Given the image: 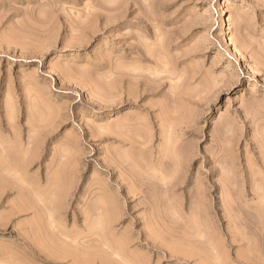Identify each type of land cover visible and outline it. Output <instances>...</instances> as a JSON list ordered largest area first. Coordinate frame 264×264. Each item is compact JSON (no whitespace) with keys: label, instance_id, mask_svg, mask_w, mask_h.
<instances>
[{"label":"rangeland","instance_id":"1","mask_svg":"<svg viewBox=\"0 0 264 264\" xmlns=\"http://www.w3.org/2000/svg\"><path fill=\"white\" fill-rule=\"evenodd\" d=\"M0 168V264H264V0H0Z\"/></svg>","mask_w":264,"mask_h":264},{"label":"bare ground","instance_id":"2","mask_svg":"<svg viewBox=\"0 0 264 264\" xmlns=\"http://www.w3.org/2000/svg\"><path fill=\"white\" fill-rule=\"evenodd\" d=\"M211 9H213V7H211ZM229 30H230V28H229ZM229 41L231 42V45L234 47V50H233V51L236 52V53L239 52V50H238L237 47L235 46L236 44L233 43L232 38H230ZM234 44H235V45H234ZM252 68H253V67H252ZM2 166H3V164H2ZM2 166H1V167H2ZM2 168H3V167H2ZM0 169H1V168H0ZM3 169H4V168H3ZM27 169H28V168H27ZM4 170H5V169H4ZM4 170H3V171H4ZM6 170H8V169L6 168ZM0 171H2V169H1ZM5 172H6V171H5ZM1 173H2V172H1ZM6 173H7V172H6ZM19 173H20V172H19ZM2 174H4V173H2ZM2 174H1V175H2ZM18 175L20 176L21 173L18 174ZM4 176H5V175H4ZM4 176H0L1 179H2ZM21 177H22V175H21ZM18 178H19V177H18ZM6 179H7V178H6ZM2 180H4V179H2ZM2 180H0V181H2ZM17 180H18V179H17ZM124 180H125V179H124ZM131 180H132V179H131ZM6 181H7V180H6ZM18 181H19V180H18ZM4 182H5V181H4ZM130 182H131V181H130ZM134 182H135V181H134ZM2 183H3V181H2ZM21 183H22V181H21ZM24 183H25V182H24ZM24 183H23V184H24ZM3 184H4V183H3ZM205 185H206V184H205ZM222 185H223V184H222ZM0 186H1V184H0ZM202 186H204V185L202 184ZM206 187H207V186H205L204 188H206ZM256 187H257V186H256ZM202 189H203V187H202ZM206 189H207V188H206ZM20 190H21V189H20ZM207 190H208V189H207ZM207 190H205V191L202 192V191H201V188H200V191H201V194H202V195H201V194L199 193V195H201V198H200V201H199V202H200V205H199V206H200V207H199L200 213H199V211H197V212L199 213V220H203V221L206 220V222H207V223L204 222V224H205L206 226H205V227H202V228L206 229L207 227H209L208 229H210V230L212 231L213 228H212L211 226H213V223H212V225H211V223L209 222V224L211 225V226H209V225H208V221H209V220H213V218H214V220H215V217H213V213L210 212V211H212L211 209H212L213 207L210 206L211 202H210V201H209L210 203L208 202L207 194H206V193H208ZM1 191H2V189H1ZM257 191H258V190H256L255 193H256ZM4 192H5V191H4ZM128 192H129V191H128ZM129 193H130V192H129ZM137 194H138V193H137ZM137 194H136V195H137ZM228 195L230 196V194H228ZM256 195H257V194H256ZM261 195H263V194H261ZM261 195H260V196H261ZM134 196H135V195H134ZM134 196H133V197H134ZM137 196H138V195H137ZM137 196H136V197H137ZM260 196H259V197H260ZM48 197H49V196H48ZM50 197H51V195H50ZM230 197H231V196H230ZM230 197H229V198H230ZM259 197H258V198H259ZM263 197H264V195H263ZM260 198H261V197H260ZM260 198H259V199H260ZM198 199H199V198H198ZM49 200H50V199H49ZM49 200H48V198H47V201H49ZM230 200H231V198H230ZM261 200L263 201V198L260 199L259 201H261ZM23 201H24V200H23ZM45 201H46V200H45ZM231 201H232V200H231ZM262 201H261V202H262ZM25 202H26V201H25ZM199 202H198V203H199ZM232 202H233V201H232ZM41 203H44V202L42 201ZM45 203H46V202H45ZM49 203H50V201H49ZM52 203H53V202H52ZM260 204H261V203H260ZM52 205H53V204H52ZM24 206H25V205H24ZM259 206H260V205H259ZM259 206H258V208H259ZM29 207H30V206H29ZM31 207H32V206H31ZM49 207H50V205H49ZM49 207H48V208H49ZM211 207H212V208H211ZM261 207H262V206H261ZM261 207H260V208H261ZM45 208H46V206H45ZM50 208H52V206H51ZM262 208L264 209V201H263V207H262ZM46 210H47V209H46ZM51 210H52V209H51ZM261 210H262V209H261ZM49 211H50V210H49ZM52 211H53V210H52ZM106 211H107V210H106ZM111 211H112V210H111ZM111 211H110V213H111ZM20 212H21V211H20ZM47 212H48V211H47ZM61 212H62V211H61ZM213 212H214V211H213ZM258 212H259V211H258ZM262 212H264V211H262ZM12 213H13V212H12ZM21 213H22V212H21ZM198 213H197L196 216H198ZM46 214H47V213H46ZM260 214H262V213L260 212ZM48 216H49L48 219L50 218V220H54V211H53V212L50 211ZM214 216H215V215H214ZM107 218H108V217H107ZM257 218H259V217H257ZM97 219H98V218H97ZM117 219H118V218H117ZM117 219H116V220H117ZM50 220H49V221H50ZM207 220H208V221H207ZM108 221H109V220H108ZM35 223H36V222H35ZM52 223H53V222H52ZM52 223H50V224H51V226H52V228H53L55 224H52ZM204 224H201V226L204 225ZM34 225H35V224H34ZM36 225H37V223H36ZM109 225H110V223H109ZM207 225H208V226H207ZM39 227H40V230H43V229H41V226H39ZM109 227H110V226H109ZM210 227H211L212 229H211ZM33 228H34L35 231H37V229H38V228L36 229V227H34V226H33ZM31 229H32V228H31ZM45 229H46V228H45ZM50 229H51V227H50ZM108 229H109V228H108ZM208 229H207V231H208ZM38 230H39V229H38ZM202 230H203V229H202ZM202 230H201V231H202ZM210 230H209V232H211ZM32 231H33V229H32ZM51 231H52V229H51ZM199 231H200V230H199ZM201 231H200V233H201V234H204L203 237H201V238L205 240V238H206V236H207L206 233H208V232L205 231V232L203 233V232H201ZM33 232H34V231H33ZM37 232H40V231H37ZM213 232H214V231H212V235H214ZM48 234H49V233H48ZM201 234H200V235H201ZM23 235H24V234H23ZM29 235H30V234H29ZM209 235H211V234H209ZM27 236H28V235H27ZM148 236L150 237L151 235H148ZM34 237H36V236L34 235ZM49 237H50V236H48V238H49ZM155 237H157V236L155 235ZM155 237L152 236V238H155ZM207 237H208V236H207ZM50 238H51V237H50ZM50 238H49V239H50ZM52 238H53V237H52ZM52 238H51V241L54 240V238H53V239H52ZM57 238H58V237H57ZM59 238H60V237H59ZM213 238H214V236H213ZM30 239H31V237H30ZM49 239H48V240H49ZM60 239H62V238H60ZM60 239H58V240H60ZM149 239H151V238H149ZM210 239L212 240V237H211ZM28 240H29V239H28ZM31 240H32V239H31ZM36 240H37V239H36ZM42 240L45 242L46 239H45V240L42 239ZM42 240H41V241H42ZM58 240H57V239H56V241L54 240L55 243H53L54 241H53L52 243H51V241H48V244H49V245H53V247L56 246V248L58 249V246H60V244H59L60 242H57ZM38 241H40V240H38ZM41 241H40V242H41ZM75 241H76V240H75ZM154 241H157V240L155 239ZM208 241H209V242H208ZM212 241H215V238H214V240H212ZM32 242H33V240H32ZM49 242H50V243H49ZM56 242H57V245L59 244L58 246L56 245ZM61 242L63 243V244H62V249H61V248L58 249V251H59V250H61V251H60V252L56 251V250H57L56 248H55V249H56L55 251H56L58 254L60 253V254L62 255V256H60V257H62V258H55V259H62V260H63V258H64V260H66V259L69 260V259L72 258V257H70V258H68V257H69V256H72V253H71V251H69L70 249L67 250L66 248L63 247V246H66V247H67V246H68V242H67L66 240H64V239H62ZM202 242H203V243H205V242L210 243V240H209V238H208V240H207V238H206L205 242H204V241H201V243H202ZM218 242H219V241H218ZM34 243H35V242H34ZM38 243H39V242H38ZM41 243H42V242H41ZM41 243H40V245H41ZM46 243H47V240H46ZM46 243L43 244L44 246L42 245L43 248H44V247H45V248H46V247H49V245L46 244ZM155 243H156V242H155ZM201 243H200V244H201ZM203 243H202V245H203ZM214 243H215V242H214ZM45 244H46L47 246H45ZM73 244H74V243H73ZM73 244H72V245H73ZM77 244H78V243H76V244L73 245V246H74V247H77V246L80 247L79 244H78V245H77ZM206 244H207V243H206ZM219 244H220V243H219ZM219 244H218V245H219ZM32 245H33V243H32ZM34 245H35V244H34ZM34 245H33V246H34ZM54 245H55V246H54ZM76 245H77V246H76ZM80 245H81V244H80ZM103 245H105V243H104ZM210 245H211L210 247H212V242H211ZM213 245H214V246L212 247V250L217 252V250H215V249L218 248V247H217V244H216V245L213 244ZM27 246H28V245H27ZM106 246H107V245H106ZM109 246H110V245H109ZM203 246H204V245H203ZM206 246H207V245H206ZM206 246H205V248H206ZM208 246H209V244H208ZM40 247H41V246H40ZM42 247H41V249H43ZM51 247H52V246L49 247V248H50V249H49L50 251H47L48 248H46V249L44 248V249H45L48 253L52 251L51 253H52V254H55V252H54V250H53L54 248L51 249ZM69 247H71V243L69 244ZM102 247H103V246H102ZM27 248H29V246H28ZM30 248H31V247H30ZM63 248H64L65 250H63ZM87 248H88V247H87ZM91 248H92V247H91ZM124 248H125V247H124ZM213 248H215V249H213ZM44 249H43V250H44ZM71 249H72V248H71ZM78 249H79V248H78ZM81 249H82V248H81ZM84 249H85V248H84ZM88 249H90V248H88ZM93 249H95V248H93ZM93 249H90V251H93ZM120 249H121V248H120ZM76 250H77V248H76ZM116 250H117V249H115V252H116ZM118 250H119V249H118ZM118 250H117V251H118ZM202 250L206 253V250L201 249V251H202ZM212 250H211V251H212ZM86 251H87V249H86ZM112 251L114 252V250H112ZM207 251H208V253H209V252H210V249H208ZM213 251H212V252H213ZM40 252H41V250H40ZM43 252H44V251H42V253H43ZM53 252H54V253H53ZM61 252H62V253H61ZM72 252H73V251H72ZM35 253H36V252H35ZM198 253H199V252H198ZM208 253H207V255H208ZM214 253H215V252L211 253V255H215ZM39 254H40V253H39ZM44 254H45V253H44ZM58 254H55V255H58ZM116 254H117V252H116ZM118 254H119V253H118ZM118 254H117V255H118ZM199 254H200V253H199ZM209 254H210V253H209ZM219 254H220V253H219ZM221 254H222V253H221ZM201 255H202V254H201ZM43 256H44V255H43ZM46 256H47V255H45L44 257L46 258ZM58 256H59V255H58ZM118 256H119L118 258L120 259L121 256H120V255H118ZM215 256H216V255H215ZM47 257L50 258L49 256H47ZM53 257H55V256H53ZM53 257H52V258H53ZM75 258H77V256H76ZM78 258H79V256H78ZM81 258H82L83 260H82V259H79V260H82V262H83L82 264L87 263V262H86V260H87L86 257H85V258L81 257ZM100 258H101V257H100ZM121 258H122V257H121ZM123 258H124V257H123ZM207 258H208V257H207ZM214 258H215V257H214ZM37 259H38V258H37ZM53 259H54V258H53ZM84 259H86V260H84ZM97 259H98V258H97ZM103 259H104V258H103ZM64 260H63V261H64ZM71 260H72V259H71ZM94 260H95V259H94ZM104 260H105V259H104ZM104 260H103V262H105ZM106 260H107V259H106ZM120 260H121V259H120ZM124 260H125V259H124ZM63 261H62V262H63ZM74 261H75V262H74ZM74 261H73V262H74L75 264H76V262H77V264H78V263L80 264V262H78V259H74ZM90 261H91V260H90ZM90 261H89V263H90ZM125 261H126V260H125ZM73 262H72V263H73ZM84 262H85V263H84ZM91 262H92V261H91ZM93 262H95V261H93ZM100 262H101V260H100ZM126 262H127V261H126ZM65 263H66V262H65ZM74 263H73V264H74ZM59 264H60V263H59ZM70 264H71V263H70ZM90 264H92V263H90ZM99 264H100V263H99ZM101 264H103V263H101ZM105 264H106V263H105ZM128 264H129V263H128Z\"/></svg>","mask_w":264,"mask_h":264}]
</instances>
